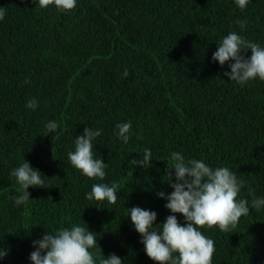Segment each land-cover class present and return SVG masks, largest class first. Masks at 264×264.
I'll return each instance as SVG.
<instances>
[{"label":"trees","instance_id":"1","mask_svg":"<svg viewBox=\"0 0 264 264\" xmlns=\"http://www.w3.org/2000/svg\"><path fill=\"white\" fill-rule=\"evenodd\" d=\"M0 9V247L9 249L0 264H31L32 241L45 227L71 224L96 232L101 255L157 264L126 214L155 210L156 223L170 214L156 193L173 191L165 176L172 151L226 166L264 196V81L241 87L223 75L227 64L212 61L230 31L264 45V0L244 11L233 0H78L69 13L0 0ZM237 20L247 21L245 30ZM32 98L35 111L25 107ZM53 119L60 134L43 135ZM126 121L125 145L113 131ZM85 127L102 129L93 152L108 165L103 181L67 162ZM145 147L150 168L131 165ZM24 159L49 187L30 186L29 202L16 207L10 197L19 186L9 173ZM112 181L120 184L115 205L85 199L93 183ZM238 198L251 200L247 188ZM205 235L215 244L213 264H264V209L250 210L231 232Z\"/></svg>","mask_w":264,"mask_h":264},{"label":"clouds","instance_id":"2","mask_svg":"<svg viewBox=\"0 0 264 264\" xmlns=\"http://www.w3.org/2000/svg\"><path fill=\"white\" fill-rule=\"evenodd\" d=\"M40 9L54 7L58 13H69L77 7L78 0H34ZM251 0H233L236 7L244 11ZM5 13L0 9V21ZM241 29H246V20L235 22ZM218 43L217 50L212 54V61L218 62L227 69L223 75L231 82L241 87L250 81H264V45L245 39L236 31H230ZM251 55L248 56V50ZM130 75L124 69L123 78ZM38 100L26 101L25 107L37 110ZM60 124L56 120H48L44 124L45 136L60 134ZM132 122L116 124L113 135L122 144H128L131 139ZM102 135V129L85 127L74 139V150L67 152V162L81 175L103 181L106 177L107 163L95 158L94 142ZM53 137V138H54ZM141 158H133L131 165L150 168L153 153L145 147L140 152ZM165 170L166 182L173 189L171 192L158 191L157 197L163 198L164 207L170 214L161 223H156L158 213L155 210L140 206L128 208L132 227L140 236L144 252L157 264H213L216 251L213 239L205 235L206 229L218 228L228 233L235 229L242 216H247L250 210L257 212L264 209V196H257L248 181L238 177L237 173L226 166L213 167L203 159L187 158L180 151L169 154ZM41 171L24 159L18 167L11 169L9 176L18 187V194L10 199L16 207L26 205L31 197L28 189L31 187H49L42 177ZM247 188L248 196L238 198L242 190ZM120 184L93 183L91 190L85 193L87 201L97 204L107 202L115 205ZM103 209L99 206H96ZM110 211L112 209H109ZM177 214H181V221ZM41 238L32 241L34 251L29 255L31 264H124L115 253L101 255L102 250L94 231L81 224L61 226L55 230L45 227ZM9 249L0 247V261L8 255Z\"/></svg>","mask_w":264,"mask_h":264}]
</instances>
